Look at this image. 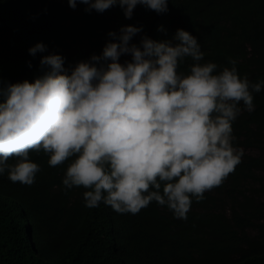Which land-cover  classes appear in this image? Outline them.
Masks as SVG:
<instances>
[{"label":"trees","instance_id":"obj_1","mask_svg":"<svg viewBox=\"0 0 264 264\" xmlns=\"http://www.w3.org/2000/svg\"><path fill=\"white\" fill-rule=\"evenodd\" d=\"M86 7L72 9L67 0H0V81L33 82L47 70L40 64L47 55L64 57L65 68L87 62L116 42L109 32L130 23L142 27L131 43L144 35L170 40L182 29L197 38L202 63L231 67L233 59L240 77L264 81V0H169L166 13L137 5L131 19L119 6L103 13ZM38 43L45 51L30 55ZM125 60L130 57L119 62ZM192 63L186 58L179 71ZM254 105L232 124L241 162L202 201L193 199L186 220L155 202L135 215L103 203L88 209L85 189L62 185L69 162L53 168L47 154L30 153L41 169L31 186L0 174V264H264V87Z\"/></svg>","mask_w":264,"mask_h":264},{"label":"clouds","instance_id":"obj_2","mask_svg":"<svg viewBox=\"0 0 264 264\" xmlns=\"http://www.w3.org/2000/svg\"><path fill=\"white\" fill-rule=\"evenodd\" d=\"M168 2L67 0L85 12L119 6L126 19L137 5L166 13ZM141 32L131 25L109 32L116 42L70 68L61 55L44 56L47 70L31 83L0 81V174L31 186L41 169L30 153L42 151L49 167L69 162L62 185L85 189L88 209L103 203L135 215L155 202L184 220L193 199L223 183L241 162L232 124L254 111L264 81L240 77L233 59L231 67L202 63L197 38L182 29L170 40L144 35L131 43ZM28 51L34 56L45 46ZM121 56L130 60L120 63ZM186 58L193 63L179 71Z\"/></svg>","mask_w":264,"mask_h":264},{"label":"rangeland","instance_id":"obj_3","mask_svg":"<svg viewBox=\"0 0 264 264\" xmlns=\"http://www.w3.org/2000/svg\"><path fill=\"white\" fill-rule=\"evenodd\" d=\"M133 24H134V23H130V24H126L125 26H128V25H131V26H133ZM135 38H136V37H134V39H135ZM248 153H250V154H256V153H257V151H256V150H248ZM260 201H262V202H263V201H264V199H262V200H260ZM250 233H251L252 235H253V234H255V232H253V231H251Z\"/></svg>","mask_w":264,"mask_h":264}]
</instances>
